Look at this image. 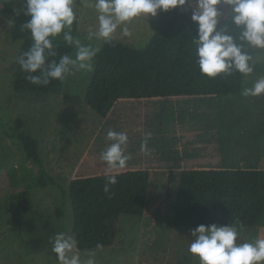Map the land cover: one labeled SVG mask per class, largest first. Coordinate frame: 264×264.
<instances>
[{
	"label": "rangeland",
	"instance_id": "1",
	"mask_svg": "<svg viewBox=\"0 0 264 264\" xmlns=\"http://www.w3.org/2000/svg\"><path fill=\"white\" fill-rule=\"evenodd\" d=\"M6 2H12L20 11L26 7L25 0H0L1 5ZM94 4L95 0H75L77 19L71 31L74 30V37L82 44L100 51L105 41L89 38V33L95 32L99 25ZM183 8L192 10L188 5ZM162 12L159 10L154 17L149 14L135 18L128 25L131 36L124 37L118 31L113 39L126 46L143 48ZM12 26L11 15H0V264H59L50 241L54 233H70L72 213L55 182L72 175L73 166L84 154L90 139L101 128L106 130L109 123L85 102L95 62L93 71L74 69L66 77L59 96L15 92L14 65L22 42L11 37ZM248 52L254 57L255 70L244 76L243 89L264 77V50L248 47ZM72 55H75L74 47ZM176 100L170 103L163 99L147 100L142 104L140 122L127 119L137 141L142 143L146 134L151 133L150 158L163 165L152 183L147 213L142 219L126 224L113 246L81 251L82 259L95 253L97 264H199V259L188 251L191 230L196 227L174 225L170 205L153 218L152 210L164 192L167 171L264 168V95L245 97L241 92L221 97H183L179 103ZM123 108L119 105L116 112L123 115ZM167 108L173 113L171 116ZM18 118L26 123L22 130L39 141L41 165L25 159L17 138ZM32 177L45 183L31 191L34 211L27 214L20 232L15 233L7 219L18 192ZM173 194H176L175 186ZM258 237L264 238L263 227L241 232L242 241Z\"/></svg>",
	"mask_w": 264,
	"mask_h": 264
},
{
	"label": "trees",
	"instance_id": "2",
	"mask_svg": "<svg viewBox=\"0 0 264 264\" xmlns=\"http://www.w3.org/2000/svg\"><path fill=\"white\" fill-rule=\"evenodd\" d=\"M0 15L13 17L11 37L22 42L19 57L33 43L31 33L20 30L21 23L29 17L12 2L0 4ZM197 28L192 21V10L170 9L161 13L152 37L143 48L126 46L113 39L111 43L105 42L95 57L85 102L90 110L109 123V127L101 128L90 139L84 154L74 164L71 176L62 178L61 182L52 180L60 186L62 198L70 204L72 226L69 234L77 240L81 251L113 246L126 224L142 219L147 213L152 183L163 165L141 152V142L137 141L136 132L127 122V119L140 122L144 102L163 99L170 103L177 99L179 103L183 97L241 94L245 75L234 72L230 76L221 74L210 78L200 72L193 42ZM232 30L238 35L239 29L232 26ZM72 34L74 36V30ZM54 43L57 60L59 55H72L73 46L67 45L62 35ZM27 75L16 60L12 81L15 92L62 94L66 79L53 80L42 86L32 84ZM119 105L124 107L123 115L116 112ZM167 114L173 113L167 108ZM15 122L26 161L41 165L39 141L22 130L26 125L22 118ZM108 131L128 134L126 154H131L132 159L124 169L113 173L117 183L111 186L109 194H105L107 165L100 154L110 143ZM165 181L162 197L152 210L154 219L170 205L171 221L176 226L197 227L239 220L244 229L264 228V168H185L179 173L170 169ZM44 183L42 179L32 177L18 192L14 209L7 219L13 232L19 233L27 214L34 211L31 191ZM173 186L176 187L175 195Z\"/></svg>",
	"mask_w": 264,
	"mask_h": 264
},
{
	"label": "clouds",
	"instance_id": "3",
	"mask_svg": "<svg viewBox=\"0 0 264 264\" xmlns=\"http://www.w3.org/2000/svg\"><path fill=\"white\" fill-rule=\"evenodd\" d=\"M75 0H25L24 15L29 19L20 25L21 31H29L30 48L21 53L17 63L28 73L27 79L34 85L47 86L53 80L63 81L75 69L93 71L94 59L99 48L82 44L75 38L71 28L76 21ZM188 5L192 8V21L198 25L194 44L200 72L210 78L221 74L230 76L239 72L245 76L254 72V57L246 47L264 50V0H95L98 13V28L89 33L111 43L119 31L124 37L132 35L129 23L142 15L156 16L159 10L165 12ZM227 9V16L224 9ZM222 21H225L222 23ZM232 26L239 29L233 34ZM75 48V55L58 56L57 37ZM245 97L264 95V77L252 87L242 91ZM147 133L140 145L146 156L151 155ZM108 147L100 158L107 165L105 194L110 193L117 183L119 170L132 159L126 154L129 136L126 132L108 131ZM241 221L226 224L198 225L191 230L188 251L199 259V264H264V238L242 241ZM52 252L59 264H97L95 253L82 259L77 240L65 232L54 233L51 238ZM97 247H101L97 245Z\"/></svg>",
	"mask_w": 264,
	"mask_h": 264
}]
</instances>
